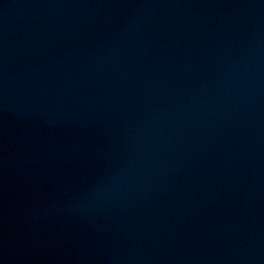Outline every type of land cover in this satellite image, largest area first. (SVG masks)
<instances>
[{"label":"water","instance_id":"95a60500","mask_svg":"<svg viewBox=\"0 0 264 264\" xmlns=\"http://www.w3.org/2000/svg\"><path fill=\"white\" fill-rule=\"evenodd\" d=\"M0 264H264V0H0Z\"/></svg>","mask_w":264,"mask_h":264}]
</instances>
